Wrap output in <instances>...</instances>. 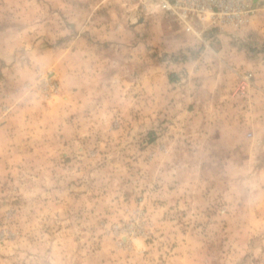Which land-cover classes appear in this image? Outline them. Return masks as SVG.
<instances>
[{"label":"rangeland","instance_id":"374dc122","mask_svg":"<svg viewBox=\"0 0 264 264\" xmlns=\"http://www.w3.org/2000/svg\"><path fill=\"white\" fill-rule=\"evenodd\" d=\"M208 28L131 0H0V264H264V1Z\"/></svg>","mask_w":264,"mask_h":264},{"label":"built area","instance_id":"2783aa9c","mask_svg":"<svg viewBox=\"0 0 264 264\" xmlns=\"http://www.w3.org/2000/svg\"><path fill=\"white\" fill-rule=\"evenodd\" d=\"M144 15L160 12L182 22L201 21L208 28L240 22L254 0H131ZM264 1V0H262Z\"/></svg>","mask_w":264,"mask_h":264}]
</instances>
